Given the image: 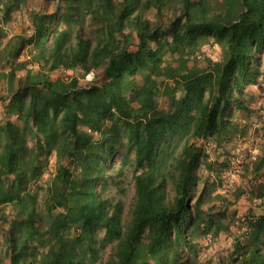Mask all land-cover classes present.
Here are the masks:
<instances>
[{
	"label": "trees",
	"instance_id": "16d2710c",
	"mask_svg": "<svg viewBox=\"0 0 264 264\" xmlns=\"http://www.w3.org/2000/svg\"><path fill=\"white\" fill-rule=\"evenodd\" d=\"M46 1L50 10L0 0V264H264L263 175L250 185L258 211L241 217L225 255L195 238L233 221L227 206L205 207L221 195L200 186V142L247 131L234 111L251 112L248 85L264 89V0ZM23 8L30 32L8 36ZM211 45L219 58L196 64ZM75 68L94 76L51 77ZM137 86L128 102L121 90ZM155 96L166 109L149 107ZM116 158L131 163L128 203ZM251 165L264 167V138Z\"/></svg>",
	"mask_w": 264,
	"mask_h": 264
},
{
	"label": "rangeland",
	"instance_id": "374dc122",
	"mask_svg": "<svg viewBox=\"0 0 264 264\" xmlns=\"http://www.w3.org/2000/svg\"><path fill=\"white\" fill-rule=\"evenodd\" d=\"M53 1L46 0H27V5L34 7H41L45 10H50L52 7ZM25 8L17 10L13 14V21L7 25V35L15 33H29L30 29L26 24V20L23 15H26ZM153 12L150 13L149 17L153 18ZM26 18V17H25ZM220 50L216 45L204 46L200 52V55L196 59V64L205 65L206 59L216 60L219 58ZM17 74L24 73L20 65L14 67ZM257 68L261 74L264 73V52L261 53L260 62L257 65ZM5 70H8L9 67L5 66ZM61 76L62 78L77 77L79 83L83 84L87 82L86 74H83L81 69L75 68L65 71H56L51 74L52 78ZM94 76V72H93ZM262 77V76H261ZM260 78V76H259ZM260 78L259 81H261ZM161 79L158 80V85L161 84ZM138 85H141V81L138 79ZM139 88H124L121 90L123 97L131 103H134ZM246 96L251 95L253 98L250 103H248V108L251 110L250 113L243 110L234 111V117L238 119L242 124H247V131L242 136L234 137L230 142L223 144H214L212 142H200L204 148V151L207 154L206 162H202L198 166V174L200 175V186L204 185V182L207 183V189L211 191V195L218 193L221 195V198L208 199L205 207H209L212 203L216 206H227V213L233 215L229 226L228 232H222L217 238L209 239L208 236L200 235L195 238L205 246L206 250L210 253L216 254L221 251L224 255L226 250L230 247L232 235L237 234L242 231L238 225L241 223V217H243L250 210L257 212V200L255 196L250 191L251 183L256 184L263 183L260 178L256 177L257 175L264 176V167L259 171L253 169L251 163L254 160L249 159L251 151H255V156L261 147L262 139L264 138V89L261 85H248ZM0 95L5 96V93ZM149 107L151 109H166L167 100L162 96H155L150 102ZM117 159V160H116ZM115 159V166L121 168L122 173L116 177L118 178L119 187L115 188L118 196L122 198L123 201H129L131 194L133 192V183H132V167L131 163H121L120 158ZM55 156L51 154L46 163H43L44 173L41 176V179L35 184V188L39 193L38 202H42L43 191L40 190L41 187L44 188L47 181L53 176L55 172ZM256 179V180H255ZM255 180V181H253ZM240 190L243 191L241 196L235 198V194ZM211 200V201H210ZM46 219V217H45ZM2 229L0 228V251H2ZM101 255L103 256L106 253V249H101Z\"/></svg>",
	"mask_w": 264,
	"mask_h": 264
},
{
	"label": "crops",
	"instance_id": "0c3cea01",
	"mask_svg": "<svg viewBox=\"0 0 264 264\" xmlns=\"http://www.w3.org/2000/svg\"><path fill=\"white\" fill-rule=\"evenodd\" d=\"M22 16H24V19L26 20V24H27V18H25L26 17V15H23L22 14ZM14 17V16H13ZM11 21H13V20H11ZM11 21L10 22H8L7 24H6V26H5V30L7 29V25L9 24V23H11ZM7 32V31H6ZM13 34V33H12ZM12 34H9V36L10 35H12ZM6 82V79H4V80H0V92L1 93H5L6 94V86L4 85L3 86V83L4 84H6L5 83ZM6 101H2V100H0V119L3 117V115H4V107H3V104L5 103Z\"/></svg>",
	"mask_w": 264,
	"mask_h": 264
},
{
	"label": "built area",
	"instance_id": "2783aa9c",
	"mask_svg": "<svg viewBox=\"0 0 264 264\" xmlns=\"http://www.w3.org/2000/svg\"><path fill=\"white\" fill-rule=\"evenodd\" d=\"M86 78H87L88 81L91 80L93 78V71L88 72L86 74ZM254 152H256V150L255 151H251V154L249 155V159L250 160L251 159L254 160V158H255V153Z\"/></svg>",
	"mask_w": 264,
	"mask_h": 264
}]
</instances>
